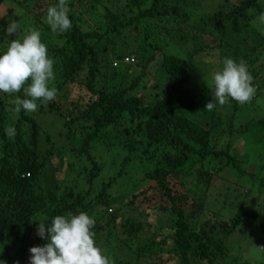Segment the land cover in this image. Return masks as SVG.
I'll return each mask as SVG.
<instances>
[{
    "label": "trees",
    "instance_id": "obj_1",
    "mask_svg": "<svg viewBox=\"0 0 264 264\" xmlns=\"http://www.w3.org/2000/svg\"><path fill=\"white\" fill-rule=\"evenodd\" d=\"M120 1L69 0L72 27L64 33L52 32L46 21L47 8L54 0L22 3L28 13L45 20L39 29L54 61L53 87L57 94L71 86L69 100L54 99L41 105L37 113L61 117V128L66 129L71 145L62 146L60 151H69L68 162L64 163L65 154H60L61 162L50 164L48 160L56 146L52 142L47 155L41 157L39 115L16 113L10 109L8 99L0 96V259L6 264H29V249L46 243L36 234V222H50L55 215L90 212L94 208L89 207L92 201H85L94 188L93 180L108 167L104 168L101 155L92 152L105 146L111 153L108 155L115 157L112 148L123 141L127 151L118 177L132 161L131 155L141 149L142 154L137 157L149 185L148 189L131 193L128 202L131 210H140L146 218L137 215V222L128 218L122 225L125 243L128 239L142 242L138 246L140 264H193L194 259L214 264L218 259L233 257L229 237L236 231L244 233L243 228L252 236L248 219L264 236V192L257 195L263 199L257 209H249L245 196L235 203L228 195L221 207L207 214L205 203L210 193L218 189L224 166L234 162L218 144L221 113L217 106L211 111L205 109L207 102L214 103L213 84L207 81L209 71L198 67L190 51L186 57L171 50L169 54L157 51V31H152V40L157 41L152 55L144 46L148 35L132 34L146 24L162 25L172 42L170 48L184 49L192 43L199 51L216 48L223 54L229 52L235 60H243L252 53L251 43H255L252 48H263L264 39L255 35L249 44L244 41L232 47V43L247 28L253 29L251 10L256 16L264 15V0H239L228 11L221 8L210 14L201 8L190 9V0H127L124 5ZM215 39H219L217 45ZM126 57L131 62L124 64ZM133 70L137 73L127 79L122 90H109L106 86L122 77L125 80ZM149 74L156 80L154 92L139 96L137 92L145 89ZM254 78L256 86L260 79ZM259 88L258 85L256 89ZM88 93L95 98L84 103ZM260 100L264 105V97ZM232 103L235 107L238 104ZM253 121V127L264 131V117ZM9 127L15 128L14 139L6 134ZM235 166L238 167L236 163ZM86 183L89 188L83 193ZM111 185H104L93 201L104 211L103 215L118 202L106 193ZM261 186L264 191V182ZM150 188L152 197L146 195ZM154 199L160 200L161 205L153 206L148 214L145 208ZM234 205H238L237 209ZM126 213L116 208L106 224ZM202 218L206 219L200 222ZM103 229L97 220L94 237L103 235ZM111 232L108 230L107 234Z\"/></svg>",
    "mask_w": 264,
    "mask_h": 264
},
{
    "label": "rangeland",
    "instance_id": "obj_2",
    "mask_svg": "<svg viewBox=\"0 0 264 264\" xmlns=\"http://www.w3.org/2000/svg\"><path fill=\"white\" fill-rule=\"evenodd\" d=\"M23 1L24 0H0V29L6 28L10 20H15L21 26V30L19 32L20 37L24 35L25 31L33 27L37 28L40 31L39 26L41 25V22H45V20L40 17V21L38 17L35 18L33 14L28 13L26 8L22 6ZM126 1L127 0H121L120 2L122 5H124ZM190 1V9H194L197 7L199 9L201 8L203 12H208L207 14H210L221 8L228 11L239 0ZM192 6L194 8H192ZM250 14L252 16L251 22L253 29L247 28L246 33H243L239 37H236L232 43V47L235 44H244V41L249 44L253 41V37L255 35L256 37H261L262 39H264V15L256 16L253 10H251ZM194 20L192 21V23H194ZM161 27L162 25H158L157 27H152V25H150L149 27V25L146 24L145 28L144 26H142L138 29V31L132 32V34H136L139 37H141L143 34L148 35L147 43L144 46L148 48L150 55L154 53L153 45L155 42H157L152 40V31H157L158 33L157 51H159L160 53L169 54V50H171L173 54L177 56L179 55L186 57L187 51H190L193 58L197 62L198 67L201 68L203 72L209 71L207 81L210 84H212V74L222 67L223 58H232L229 52L223 54L216 48L204 49L199 51L200 48L192 43H189V47H183L184 49L170 48L172 46V42L169 40V36L167 37L165 35V32L163 29H161ZM17 35L18 34L16 33L7 35L6 33L0 32V50L5 49L7 46V42L4 41L5 38L10 41L12 39H16ZM134 39L136 40V38ZM218 42L219 39H215V45H217ZM150 44L151 47L149 48ZM253 44L255 43H251L250 50L252 53L249 57L243 59V61L247 63L249 72L253 79H255L254 77L260 79L256 81L255 87H257L258 85L260 86L259 91L256 89V97L254 96L250 102L243 105L238 103L236 107L234 106L232 101L223 106H220L218 104L216 105L217 110L222 115L221 119H223L220 124V128H218V144L221 149L227 150L229 155L233 157L234 162L232 164L224 166V176L219 179V181H217L218 189H215L210 193L209 198L205 203L207 214L209 215L212 212H215L219 207H221V205H223L222 201L228 195L231 196V199L234 200L235 203H238L240 201V196H245L246 204L250 207V210L257 209V203H262L263 201V199H258L257 195L264 192L263 187L261 186V184L264 182V131L261 128L253 127L250 121H256L257 119L264 117V105L263 101L260 100V98L264 97V81L262 80L264 78V47L258 48L254 46L252 48ZM186 47H188L189 49H186ZM194 49L196 50V53ZM236 60L239 61L240 59ZM123 63L126 64L128 63V61L124 60ZM205 66H209V68H203ZM159 68V73L162 74L161 67L159 66ZM135 72L137 73V71H134L133 73L129 72V75L126 76L125 80L122 77L121 79L116 81L114 85L106 86L109 88V90H122L128 81L127 79H132L135 75ZM154 84H156V80L152 77L151 74H149V78L146 79L145 89H140L137 94L140 96L142 93H153L154 91L152 90V87L154 86ZM201 84L205 83L201 82ZM55 85V80L50 83V86ZM70 89L71 86H68V91ZM68 91H60L55 99H62L63 101L69 100L72 97V94ZM258 94L260 95L259 97ZM17 95H19L21 98H24L26 94L23 90H21L19 93L13 94L0 93V96H2V98L8 99L11 110L14 109V101ZM94 98V95L88 93L86 94L84 103H87ZM211 98L214 103H216L214 93L211 94ZM36 115H39L37 119H39L42 124V130L39 133L38 138L40 155L41 157L47 155V149L51 147L53 142L56 147H54V154L50 157L48 162L54 165L59 164L61 162V147H67L71 145L69 139L66 137V129L64 127L63 129L61 128V117L59 118V116L55 115L54 113L47 112H45V116H43L42 114H38L37 111ZM210 115L211 114H208V117ZM246 127H248L247 131H245ZM259 130H261L262 132L260 131L259 133ZM118 143L119 142H117V145L119 146H115L114 148H112V153L115 154V157L108 155L111 153L107 151L105 146H99V150L94 147L95 150L92 152L93 155H101L102 158L100 161L105 164L104 168H108L103 170L100 175H98L93 180L94 188L92 189L91 194L87 197L85 203H90V201H92V203L89 204V207L94 206V208L87 213L95 220V223L97 220H99L101 224L104 225L103 235L95 236L94 239L96 245L101 249L103 254H105L109 258L111 264H140V252L138 251V249L142 245V242L138 239H128V242L125 243L123 239L126 237V235L122 232V225L128 218L136 219V222L138 221V216L146 218L145 214L140 213V210H131L128 202L132 194H135V192L141 191L143 189H148L149 185H147L144 180L145 170L142 169V163L138 160L137 157L142 154L141 149H136L137 152H134V154L131 155L132 161L126 165L125 172L120 177H118L119 169L120 167H122L120 166V163L126 156L127 151V149L125 148L126 142L123 141L122 143ZM26 144L28 146H32L30 142L26 141ZM63 154H65L63 156L64 163L68 162L70 160V157H68V155L70 154L69 151H64ZM235 163L238 167L235 166ZM252 174L256 175V177H248V175ZM107 183H112V185L106 189V193L110 195L111 198H117L118 202L115 206L107 209V215H103L104 211L99 210L98 206H95L93 201L96 200V196L100 194L103 186ZM250 185H252V187H250ZM82 188L84 189L83 193H85L87 192L86 190L89 188V185L86 183ZM146 195L152 197V188L147 191ZM236 198H238V200H235ZM157 200L158 199H154L150 201L149 205L151 206L145 208L148 214L152 213L153 206L160 207L161 202H159L160 200ZM234 206V209H237L238 205ZM116 208H120L122 213H127L123 216H119L116 221L110 223L109 225L106 224L108 217L114 213V210ZM205 219L206 218L200 219V222H203ZM246 222H249L246 224L253 227V229L251 230L252 236L248 234L249 230L247 228L242 229L244 233H242L241 231L234 232L231 237H229V240L233 244L232 252L234 256L230 257L229 255L225 260L218 259L214 264H236L238 263L236 260L240 261V264L264 263L263 233L261 229L259 227H256V225L251 220L248 219ZM108 230H111L112 232L110 234H107ZM193 264H209V261L205 259L202 261L194 259Z\"/></svg>",
    "mask_w": 264,
    "mask_h": 264
},
{
    "label": "clouds",
    "instance_id": "obj_3",
    "mask_svg": "<svg viewBox=\"0 0 264 264\" xmlns=\"http://www.w3.org/2000/svg\"><path fill=\"white\" fill-rule=\"evenodd\" d=\"M69 13V0H54L46 12L52 32L64 33L71 29ZM20 30L21 26L15 20L0 29L7 35L18 34L10 41L5 38L7 46L0 50V93L13 94L23 90L26 95L15 97L13 110L34 113L57 96V89L50 86L55 80L54 61L37 28L28 29L22 37ZM211 79L216 103L207 102L205 109L208 111L217 104L223 106L230 101L243 105L256 94L253 77L243 60L224 57L222 67ZM6 134L14 139L15 128L9 127ZM36 223V234L46 243L29 249V264H111L95 243V220L87 212L55 215L50 222ZM0 264H6V261L0 259Z\"/></svg>",
    "mask_w": 264,
    "mask_h": 264
},
{
    "label": "built area",
    "instance_id": "obj_4",
    "mask_svg": "<svg viewBox=\"0 0 264 264\" xmlns=\"http://www.w3.org/2000/svg\"><path fill=\"white\" fill-rule=\"evenodd\" d=\"M125 60H127V61H128L129 59H128V58H125Z\"/></svg>",
    "mask_w": 264,
    "mask_h": 264
}]
</instances>
